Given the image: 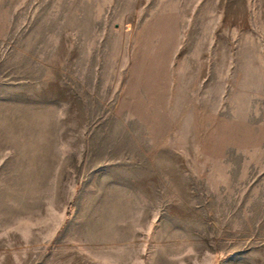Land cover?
Masks as SVG:
<instances>
[{
    "label": "rangeland",
    "instance_id": "1",
    "mask_svg": "<svg viewBox=\"0 0 264 264\" xmlns=\"http://www.w3.org/2000/svg\"><path fill=\"white\" fill-rule=\"evenodd\" d=\"M0 264H264V0H0Z\"/></svg>",
    "mask_w": 264,
    "mask_h": 264
}]
</instances>
